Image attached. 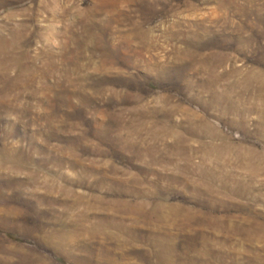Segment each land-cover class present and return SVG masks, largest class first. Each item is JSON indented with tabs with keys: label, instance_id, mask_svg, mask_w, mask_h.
Returning <instances> with one entry per match:
<instances>
[{
	"label": "rangeland",
	"instance_id": "obj_1",
	"mask_svg": "<svg viewBox=\"0 0 264 264\" xmlns=\"http://www.w3.org/2000/svg\"><path fill=\"white\" fill-rule=\"evenodd\" d=\"M0 264H264V0H0Z\"/></svg>",
	"mask_w": 264,
	"mask_h": 264
}]
</instances>
